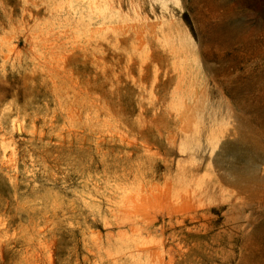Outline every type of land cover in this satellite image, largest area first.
Segmentation results:
<instances>
[{
	"label": "rangeland",
	"instance_id": "1",
	"mask_svg": "<svg viewBox=\"0 0 264 264\" xmlns=\"http://www.w3.org/2000/svg\"><path fill=\"white\" fill-rule=\"evenodd\" d=\"M263 240L264 0H0V264Z\"/></svg>",
	"mask_w": 264,
	"mask_h": 264
},
{
	"label": "bare ground",
	"instance_id": "2",
	"mask_svg": "<svg viewBox=\"0 0 264 264\" xmlns=\"http://www.w3.org/2000/svg\"><path fill=\"white\" fill-rule=\"evenodd\" d=\"M239 144V143H238ZM232 146V145H231ZM237 146V145H236ZM241 146V145H240ZM227 147V146H226ZM236 149V148H235ZM244 151V150H243ZM245 152V151H244ZM231 155V154H230ZM236 155V154H235ZM242 155H240V157H241ZM246 156H248V155H246ZM251 156V155H250ZM249 156V157H250ZM234 157V156H233ZM243 157V156H242ZM240 160V159H239ZM250 161H251V159H250ZM239 163V162H238ZM246 163V162H245ZM248 163V162H247ZM248 165V164H247ZM239 166V165H238ZM231 167V166H230ZM240 167V166H239ZM251 167V166H250ZM235 168V167H234ZM232 169V168H231ZM250 169V168H249ZM243 172V171H242ZM251 172V171H250ZM242 175V174H241ZM158 197V196H157ZM150 207H152L151 206V204H150ZM142 215V214H141ZM144 215V214H143ZM147 215H149V214H147ZM145 217V216H144ZM146 218V217H145ZM167 218H168V223H169V227H170V223H171V216H169V214H168V216H167ZM185 220L186 219H182L179 223L180 224H184V222H185ZM188 220V219H187ZM189 220H192V218H189ZM152 224V223H151ZM146 225V224H145ZM149 225V224H148ZM263 230V229H262ZM139 248V247H138ZM145 249V248H144ZM142 250V249H141ZM152 253V252H151ZM255 263L256 264H264V240H263V242H262V249H261V252H260V254L258 255V257L256 258V261H255ZM241 264V263H240Z\"/></svg>",
	"mask_w": 264,
	"mask_h": 264
}]
</instances>
